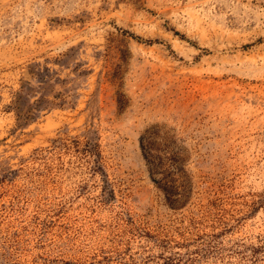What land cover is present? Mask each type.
<instances>
[{"label": "rangeland", "instance_id": "1", "mask_svg": "<svg viewBox=\"0 0 264 264\" xmlns=\"http://www.w3.org/2000/svg\"><path fill=\"white\" fill-rule=\"evenodd\" d=\"M0 264H264V0H0Z\"/></svg>", "mask_w": 264, "mask_h": 264}, {"label": "trees", "instance_id": "2", "mask_svg": "<svg viewBox=\"0 0 264 264\" xmlns=\"http://www.w3.org/2000/svg\"><path fill=\"white\" fill-rule=\"evenodd\" d=\"M60 60V59H59ZM31 78L22 79L21 86L17 90L15 97L13 99V109L16 111V118L18 126H23L33 121L39 117L42 110L53 105V101H51L47 97L46 85L50 83V80L53 77V73L55 70L52 67L48 66L47 61L42 62H34L28 66V72ZM34 81V82H33ZM34 83V86H33ZM34 88V89H33ZM36 97L32 100V97ZM63 103V102H62ZM92 140V139H90ZM89 144V142H88ZM89 145L96 146V143H90ZM89 151V149H88ZM173 163L176 168H178V172H184L182 164L180 165L178 162L179 158L165 156L164 158H160L159 164L162 167L169 166V163ZM179 174V173H178ZM166 182L164 181V185L166 186L169 182H176L177 179L167 178ZM161 184V183H160ZM165 188V187H164Z\"/></svg>", "mask_w": 264, "mask_h": 264}]
</instances>
